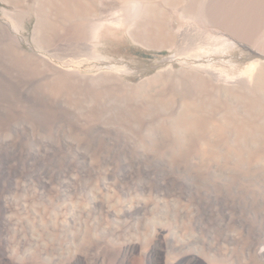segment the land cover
<instances>
[{"label": "rangeland", "instance_id": "374dc122", "mask_svg": "<svg viewBox=\"0 0 264 264\" xmlns=\"http://www.w3.org/2000/svg\"><path fill=\"white\" fill-rule=\"evenodd\" d=\"M17 10L10 25L5 11ZM0 50V164L27 184L0 189L9 219L0 264H264V165L243 161L249 177H238L241 140L226 119L264 116V71L251 89L236 82L252 60L264 64V0H0ZM94 51L135 71L60 64L92 63ZM262 127L247 146L264 145ZM89 192L97 206L61 226L63 201L89 205ZM240 210L261 234L247 249L241 235L225 240L241 232L230 219Z\"/></svg>", "mask_w": 264, "mask_h": 264}, {"label": "bare ground", "instance_id": "6f19581e", "mask_svg": "<svg viewBox=\"0 0 264 264\" xmlns=\"http://www.w3.org/2000/svg\"><path fill=\"white\" fill-rule=\"evenodd\" d=\"M37 1V0H36ZM47 1V0H46ZM229 1V0H228ZM41 3V2H40ZM66 3V2H65ZM65 3H64V5H65ZM44 4V3H43ZM230 4V3H229ZM239 4V3H238ZM242 4H244V3H242ZM68 5V4H67ZM142 5H143V3H142ZM132 6V4L131 3H129L128 5H127V7H126V11L128 10L129 11V9H130V7ZM42 7V6H41ZM68 7V6H67ZM78 7V6H77ZM249 7V6H248ZM19 8V7H18ZM144 8H145V5L143 6V8L140 10V12L139 13H137V12H135L134 14H128V19L129 20H131V19H134V18H136V16H139V14L144 10ZM17 9V8H16ZM42 9V8H41ZM40 9V10H41ZM53 9V8H52ZM58 9V8H57ZM56 9V10H57ZM79 9V8H78ZM86 9H87V7H86ZM36 10V9H35ZM39 10V11H40ZM43 10V9H42ZM84 10V9H83ZM21 11L22 10H17V11H15V12H10V11H5V16H6V20H8V23L10 24V25H13L12 23H16L17 22V17L20 15V14H22L21 13ZM127 11V12H128ZM45 12V11H44ZM81 12V11H80ZM35 13V12H34ZM40 13V12H39ZM64 13H66V12H64ZM137 13V14H136ZM25 14V13H24ZM36 14V13H35ZM143 14H145V13H143ZM66 15V14H65ZM53 16V15H52ZM64 16V15H63ZM36 17V16H35ZM49 17V16H48ZM55 17V16H54ZM58 18V17H57ZM60 18V17H59ZM58 18V19H59ZM49 19V18H48ZM51 19H53V18H51ZM219 22V21H218ZM72 23V22H71ZM156 23V22H155ZM233 23V22H232ZM227 24V23H226ZM4 25V24H3ZM230 25V24H229ZM8 26V25H7ZM73 26V25H72ZM76 26V25H75ZM70 27V26H69ZM4 28V27H3ZM6 28V27H5ZM16 28V27H15ZM75 28V27H74ZM137 28V27H136ZM162 28V27H161ZM152 29V28H151ZM164 29V28H163ZM3 30V29H2ZM13 30H14V28H13ZM75 30V29H74ZM130 30V34L133 36V37H135L134 36V34L132 33V29L130 28L129 29ZM137 30V29H136ZM134 31V30H133ZM140 31H141V29H140ZM147 31V30H146ZM231 31V30H230ZM11 32V31H10ZM54 33V32H53ZM74 33V32H73ZM152 33V32H151ZM157 33V32H156ZM161 33V32H160ZM164 35V34H163ZM11 36V35H10ZM141 36V35H140ZM148 36V35H147ZM12 37V36H11ZM10 37V38H11ZM15 37V36H14ZM144 37V39H146L147 37H145V35L143 36ZM149 37V36H148ZM153 37V36H152ZM155 37V36H154ZM158 37V36H157ZM252 38V37H251ZM12 39V38H11ZM4 40V39H3ZM10 40V39H9ZM147 41L148 40H150L149 38L148 39H146ZM145 41V40H144ZM151 41L152 40H150V42L149 43H151ZM155 41V40H154ZM146 42V41H145ZM144 42V43H145ZM148 42H146V43H148ZM164 43V42H163ZM256 43V42H255ZM39 44V43H38ZM147 45V44H146ZM150 45V44H149ZM201 46L203 45V43L202 44H200ZM199 46V45H198ZM13 47H15V46H13ZM181 47V46H180ZM260 48V47H259ZM199 49V48H198ZM2 50V49H1ZM0 50V51H1ZM23 50V49H22ZM201 50V49H200ZM197 51H199V50H197ZM46 53V52H45ZM198 53H200V52H198ZM202 53L204 54V51H202ZM47 54V53H46ZM52 54V53H51ZM50 54V55H51ZM253 54V53H252ZM255 54V53H254ZM261 54V52L258 54V53H256L255 55H259V57H260V59L261 58H263L262 56L263 55H260ZM4 55V54H3ZM93 55V54H92ZM91 55V56H92ZM49 56V55H48ZM65 55H63V57H64ZM196 56H197V58L199 59V56H200V54H196ZM35 57V56H34ZM200 57H202V56H200ZM251 57V56H250ZM254 57V56H253ZM258 57V58H259ZM188 58V57H187ZM204 58V57H203ZM4 59V58H3ZM14 59V58H13ZM59 59V58H58ZM63 59V58H62ZM176 59H178V60H180V58H176ZM196 59V58H195ZM206 59V58H205ZM15 60V59H14ZM190 62L188 63V62H186V63H188V64H186V65H189V66H193V64H194V62L196 61V60H194V59H188ZM209 60V59H208ZM3 61V60H2ZM50 61V60H49ZM65 61H67V59L65 60ZM69 61V60H68ZM59 62L64 68H65V70L67 69V70H69V69H71V70H76L77 72H79V70L80 69H85V68H88V64L86 63H82V66H78V65H76L77 64V62L78 61H70V62ZM45 62V61H44ZM163 62H166L165 60L163 61ZM23 63V62H22ZM92 63H93V61H92ZM198 63V62H197ZM183 64V63H182ZM51 65V64H50ZM44 66V65H43ZM54 66V65H53ZM71 66L72 67H74V68H71ZM83 66H85L84 68H83ZM196 66V65H195ZM208 66V65H207ZM205 67L204 69H205V71H206V73H207V75H208V77L210 78L209 80H211V79H215V77L218 75V72H216L213 68H210V67ZM42 67V66H41ZM50 67V66H49ZM59 67V66H58ZM7 68V67H6ZM47 68V67H46ZM79 70H78V69ZM53 69V68H52ZM115 69H118V70H120L119 68H115ZM16 70V69H15ZM14 70V71H15ZM50 70V69H49ZM56 70V69H55ZM32 71V70H31ZM37 71V70H36ZM59 71H61V70H59ZM87 71V70H86ZM117 71V70H116ZM264 71V64L261 62V60H259V59H254V60H252V62L248 65V67L245 69V71H244V73L242 74V77L239 79V78H237V80L238 81H236V82H238V85H241L242 87H241V89H243L244 87L243 86H246V87H249L248 89H251L252 87H253V82H254V78H255V76H258V75H260L262 72ZM47 72V71H46ZM54 72V71H53ZM119 72V71H118ZM60 73V72H59ZM76 73V72H75ZM1 74V73H0ZM64 74H66V73H64ZM79 74V73H78ZM104 74V73H103ZM61 75V74H60ZM39 76V75H38ZM73 76H75V75H73ZM79 76V75H78ZM85 78H86V76H84ZM47 78V77H46ZM57 78V77H56ZM96 78V77H95ZM14 79V78H13ZM54 80V79H53ZM208 80V79H207ZM208 80V81H209ZM12 81V80H11ZM28 81V80H27ZM81 81H84V79L83 80H81ZM88 81V80H87ZM39 82V81H38ZM37 82V83H38ZM47 82V81H46ZM52 82V81H51ZM57 82H61V84L64 82V81H57ZM212 82V81H211ZM98 83V82H97ZM101 83V82H100ZM76 84H78V83H76ZM106 84V83H105ZM237 84V83H236ZM60 85V84H59ZM66 85H67V83H66ZM85 85V84H84ZM201 85H202V83H201ZM56 86V85H55ZM54 86V87H55ZM58 86V85H57ZM56 86V87H57ZM61 86V85H60ZM64 86V85H63ZM97 86V85H96ZM100 86V85H99ZM199 86V85H198ZM211 86V85H210ZM233 86H235V83H234V85ZM47 87V86H46ZM50 87V86H49ZM59 87V86H58ZM58 87H57V89H58ZM71 87V86H70ZM80 87V86H79ZM126 87V86H125ZM149 87V86H148ZM203 87V86H202ZM214 87V86H213ZM238 87V86H237ZM41 88V87H40ZM78 88V87H77ZM76 88V89H77ZM88 88V87H87ZM173 88V87H172ZM204 88V87H203ZM56 89V88H55ZM60 89V88H59ZM65 89H67V88H65ZM104 89V88H103ZM103 89L101 90V91H103ZM183 89V88H182ZM196 89V88H195ZM209 89L210 88H208V91H209ZM213 89V88H212ZM232 89V88H231ZM230 89V90H231ZM235 89V88H234ZM246 89V88H245ZM262 89H263V91H264V88L262 87ZM106 90V89H105ZM170 90V89H169ZM185 90V89H184ZM191 90V89H190ZM203 90V89H202ZM247 90V89H246ZM98 91V90H97ZM238 91H239V89H238ZM237 91V92H238ZM250 91V90H249ZM52 92V91H51ZM58 92H60V91H58ZM72 92H73V90H72ZM76 92V91H75ZM96 92V91H95ZM132 92V91H131ZM135 92H136V89H135ZM166 92H167V90H166ZM200 92H202V91H200ZM241 92V91H240ZM243 92H245V91H243ZM34 93V92H33ZM42 93V92H41ZM57 93V92H56ZM83 93V92H82ZM102 93V92H101ZM178 93V92H177ZM183 93V92H182ZM186 93H187V91H186ZM58 94V93H57ZM57 94H55V95H57ZM110 94V93H109ZM130 94V93H129ZM167 94V93H166ZM211 94V93H210ZM210 94H209V96H210ZM247 94V93H246ZM260 94V93H259ZM78 95V94H77ZM88 95V94H87ZM96 94H93V96H95ZM103 95V94H102ZM107 95H108V93H107ZM178 95V94H177ZM180 95V94H179ZM183 95V94H182ZM196 95V94H195ZM192 96V97H189L188 98V100H189V102L192 104V105H194L195 104V99L197 98L196 96ZM245 95V94H244ZM257 95V94H256ZM62 96V95H61ZM159 96V95H158ZM164 96V95H163ZM217 96H219V94L217 95ZM96 97H98L97 95L95 96V98ZM103 97V96H102ZM106 97V96H105ZM165 97V96H164ZM168 97H169V95H168ZM172 97H174V95H172ZM199 97V96H198ZM245 97V96H244ZM263 97V96H262ZM51 98V97H50ZM68 98V97H67ZM101 98V97H100ZM185 98V97H184ZM247 98V97H246ZM258 98V96L256 97V99ZM25 99V98H24ZM161 99V98H160ZM244 99V98H243ZM59 100V99H58ZM70 100V99H69ZM96 100H98V99H96ZM164 100V99H163ZM176 100V99H175ZM247 100V99H246ZM246 100H245V102H246ZM258 100H260V97H259V99ZM98 101H100V100H98ZM105 101V100H104ZM161 101V100H160ZM29 102V101H28ZM46 102V101H45ZM166 102V101H165ZM187 102V101H186ZM201 102V101H200ZM238 102V101H237ZM244 102V103H245ZM261 102V101H260ZM78 103V102H77ZM184 103V102H183ZM255 103V102H254ZM253 103V104H254ZM257 103V102H256ZM102 104V103H101ZM134 104V103H133ZM148 104H149V102H148ZM159 104V103H158ZM188 104V103H187ZM202 104V102L200 103V105ZM216 104H218V103H216ZM137 105V104H136ZM135 105V106H136ZM190 105V104H189ZM205 105V104H204ZM219 105V104H218ZM221 105V104H220ZM222 105H223V103H222ZM227 105V104H226ZM232 105H233V103H232ZM245 105V104H244ZM259 105L261 106V105H263V104H260L259 103ZM134 106V107H135ZM143 106V105H142ZM188 106V105H187ZM231 106V105H230ZM79 107V106H78ZM200 107V106H199ZM223 107H225V105H223ZM238 107V106H237ZM249 108H250V106H248ZM259 107V106H258ZM261 107H263L264 108V105L263 106H261ZM86 108V107H85ZM92 108V107H91ZM251 108H253L254 109V107H253V105H252V107ZM263 108H261V109H263ZM71 109V108H70ZM75 109V108H74ZM95 109V108H94ZM207 109V108H206ZM221 109V108H220ZM230 109V108H229ZM233 109H234V107H233ZM232 109V110H233ZM245 109H246V107H245ZM257 109V108H256ZM16 110V109H15ZM48 110V109H47ZM191 110V109H190ZM222 110V109H221ZM220 110V111H221ZM228 110V109H227ZM226 110V111H227ZM232 110H230L233 114H234V111H232ZM235 110V109H234ZM252 110V109H251ZM137 111V110H136ZM147 111V110H146ZM193 111V110H192ZM225 111V110H224ZM225 111V112H226ZM237 111V110H236ZM19 112V111H18ZM131 112V111H130ZM149 112V111H148ZM195 112V111H194ZM224 112V113H225ZM239 112V111H238ZM248 112H251V111H247V112H244V113H242L241 114V116H239L238 117V113H237V116L236 115H234V116H227V118L226 119H228L229 118V120H230V122H231V125H233V127H235V131H236V133H237V136L240 138V140H241V143L240 144H238L237 146H238V148H237V146H236V148L234 149V150H236L235 151V156H236V159L235 160H237V164H235L236 165V167L235 168H237L236 170V172H237V175H238V177L240 178V179H244V174L246 173V172H244V171H246V170H244V167L245 166H243L242 165V162L243 161H246L247 160V162H248V164H252L255 168H256V170H257V168L259 167L260 169H261V165H264V145L262 146L261 144H257L258 146H254V147H251V145L249 146H247L246 144H245V142H248V140L246 141L245 139L247 138L246 136H247V134L248 133H250L249 135H250V137H251V132L253 133V130L254 129H258L259 128V126H261V125H263L264 126V116H262V118L260 119V117H259V115L258 116H255V117H258V118H253V117H251V115L248 113ZM257 112V111H256ZM264 112V111H263ZM222 113V112H221ZM226 113H228L229 114V112H226ZM231 113V114H232ZM262 113V112H261ZM151 114V113H150ZM195 114V113H194ZM209 114V113H208ZM212 114H213V112H212ZM223 114V113H222ZM222 114H220V115H222ZM227 114V115H228ZM206 115V114H205ZM257 115V114H256ZM12 116V115H11ZM167 116H168V114H167ZM178 116V115H177ZM226 116V115H225ZM147 117V116H146ZM199 117H200V115H199ZM212 117V116H211ZM222 117V116H221ZM130 118V117H129ZM141 118V117H140ZM223 118V117H222ZM136 119V118H135ZM225 119V118H224ZM223 120V119H222ZM67 121V120H66ZM70 121H72V120H70ZM142 121V120H141ZM206 121H208V120H206ZM225 121V120H224ZM190 122V121H189ZM75 123V122H74ZM88 123V122H87ZM138 123V122H137ZM196 123V122H195ZM222 123H223V121H222ZM221 123V124H222ZM225 123V122H224ZM228 123H229V121H228ZM78 124V123H77ZM82 124V123H81ZM90 124V123H89ZM193 124V123H192ZM163 125V124H162ZM202 125V124H201ZM213 125V124H212ZM217 126H218V128H223L224 130H225V132H226V129H227V126L226 125H219V124H216ZM230 125V126H231ZM90 126V125H89ZM181 126V125H180ZM179 128V127H178ZM229 128V127H228ZM263 128V127H262ZM22 129V128H21ZM83 129V128H82ZM194 129H196V128H194ZM261 129V128H260ZM262 130V129H261ZM261 130H259L260 131V133H262V135L264 134V132H262ZM263 130H264V128H263ZM161 131V130H160ZM259 131L258 132H255V133H259ZM91 133V132H90ZM57 134V133H56ZM254 134V133H253ZM236 135V134H235ZM261 135V134H260ZM253 136V135H252ZM257 136V135H256ZM35 137V136H34ZM263 137V136H262ZM219 138H221V137H219ZM253 138V137H252ZM251 138V139H252ZM255 138V137H254ZM238 139V138H237ZM248 139V138H247ZM256 139V138H255ZM255 139H254V141H255ZM260 139V138H259ZM264 139V138H263ZM134 140H136V139H134ZM234 140V139H233ZM151 141V140H150ZM209 141V140H208ZM238 141V140H237ZM252 141V140H251ZM250 141V142H251ZM258 141V140H257ZM1 142V141H0ZM43 142V141H42ZM206 142V141H205ZM259 142V141H258ZM46 143V142H45ZM264 143V142H263ZM209 144H213V143H210L209 142ZM248 144V143H247ZM206 145V144H205ZM256 145V144H255ZM259 145H261V147H259ZM209 146V145H208ZM214 146V145H213ZM206 147V146H205ZM212 147V146H211ZM38 148V147H37ZM36 148V149H37ZM172 148V147H171ZM214 148V147H213ZM45 150V149H44ZM37 151V150H36ZM232 151V150H231ZM154 154V153H153ZM207 154V153H206ZM218 154V153H217ZM8 157V156H7ZM26 157V156H25ZM144 157V156H143ZM13 158V157H12ZM16 158V157H15ZM153 158V157H152ZM170 158V157H169ZM205 158V157H204ZM37 159V158H36ZM45 160V159H44ZM120 160V159H119ZM166 164V163H165ZM244 164V163H243ZM247 164V165H248ZM22 165V164H21ZM6 165H2V164H0V172L1 173H3V174H6L4 177L0 174V189H4V188H8V187H12L13 185V189H14V187H20L21 189H24L25 187H27L26 185L27 184H24L25 183V181L23 180L22 182H24V183H22L21 181H15L12 177H9V178H6L7 176H10V174H11V171L9 170V169H6L7 168V166L5 167ZM241 166H243V168L241 167ZM249 166H251V165H249ZM44 167V166H43ZM48 167V166H47ZM172 167V166H171ZM10 168H12V167H10ZM156 168V167H155ZM234 168V169H235ZM241 168H242V171L244 172H242L241 171ZM132 169V168H131ZM154 169V168H153ZM14 170V169H13ZM170 170V169H169ZM15 171V170H14ZM13 171V172H14ZM255 171V170H254ZM262 171V170H261ZM256 172H258V171H256ZM46 173V172H45ZM263 173V172H262ZM258 174V173H257ZM19 175V174H18ZM43 175V174H42ZM246 175H247V177H249L248 176V174L246 173ZM258 176V175H257ZM25 177V176H24ZM22 178V177H21ZM31 179V178H30ZM35 179V178H34ZM36 179H38V178H36ZM246 179V178H245ZM39 180V179H38ZM134 181V180H133ZM245 180H243V182H244ZM32 182H33V180H32ZM46 182V181H45ZM28 183H29V181H28ZM43 184V183H42ZM50 185V184H49ZM70 185V184H69ZM90 185V184H89ZM43 186V185H42ZM33 187V186H32ZM36 187V186H35ZM96 187H97V185H96ZM19 188V189H20ZM43 188V187H42ZM108 187H106V189H107ZM9 189V188H8ZM86 189V188H85ZM99 189H101V188H99ZM15 190V189H14ZM101 191H102V189H101ZM11 192V191H10ZM21 192V191H20ZM26 192V191H25ZM80 192H82V190L80 191ZM103 192V191H102ZM114 192V191H113ZM1 193V192H0ZM16 193V192H15ZM64 193V192H63ZM83 193V192H82ZM99 193H100V191H99ZM108 194V193H107ZM88 195V194H87ZM93 195V194H92ZM91 194H90V192H89V195L88 196H90V204L89 205H84V206H79V203H81V202H79V200L78 201H72V200H70L69 202L66 200V201H63V205L61 204V206H63L64 207V205H65V207L67 206V209H68V211H69V214L64 218V219H60V221H61V226L63 225V224H68L70 221H72L71 219V217H73L74 215V213H75V211L76 210H90L89 208H92V207H94V205H96V200L98 201V199H96L95 200V197L94 196H92ZM15 196V195H14ZM56 196V195H55ZM104 196V195H103ZM162 196V195H161ZM17 197V196H16ZM23 197V196H22ZM27 197V196H26ZM46 197V196H45ZM86 197V196H85ZM260 197V196H259ZM70 198V197H69ZM72 198V197H71ZM12 199V198H11ZM20 199V198H19ZM48 199V198H47ZM66 199V198H65ZM107 199H108V197H107ZM44 200V199H43ZM76 200V199H75ZM121 200V199H120ZM58 201V200H57ZM72 201V202H71ZM119 201V200H118ZM133 201V200H132ZM168 201V200H167ZM5 202V201H4ZM27 202V201H26ZM41 202V201H40ZM66 202V203H65ZM117 202V201H116ZM207 202H209V201H207ZM21 203V202H20ZM47 203V202H46ZM167 203V202H166ZM51 204V203H50ZM57 204V203H56ZM88 204V203H87ZM99 204H100V201H99ZM135 204V203H134ZM20 205V204H19ZM107 205V204H106ZM251 205V204H250ZM5 206L6 205H4V203H3V197L0 195V260H5V258L8 256V253H7V251L5 250V248H4V245L6 244V239H5V237H4V229H6L5 227V222H7V217H5V216H2V211H4V209H5ZM47 206V205H46ZM57 206V205H56ZM55 206V207H56ZM97 206V205H96ZM192 206V205H191ZM220 206V205H219ZM9 207V206H8ZM64 207V208H65ZM133 207V206H132ZM249 207H252V205L251 206H249ZM248 207V208H249ZM7 208V207H6ZM27 208V207H26ZM34 208V207H33ZM59 208H61V207H59ZM64 208H63V210H64ZM223 208V207H222ZM58 209V208H57ZM66 209V208H65ZM110 209V208H109ZM130 209H131V206H130ZM245 209H246V206H245ZM45 210V209H44ZM44 210H43V212H44ZM92 210V209H91ZM127 210V209H126ZM125 210V211H126ZM129 210V209H128ZM127 210V211H128ZM26 211V210H25ZM54 211V210H53ZM58 211V210H57ZM61 211V210H60ZM67 211V210H66ZM108 211V210H107ZM22 212V211H21ZM31 212V211H30ZM64 212V211H63ZM62 212V213H63ZM87 212H90V211H87ZM113 212H114V210H113ZM124 212V211H123ZM78 213H80L79 211H78ZM82 213V212H81ZM128 213V212H127ZM40 214V213H39ZM54 214V213H53ZM58 215V212L57 213H55V215H54V218H53V216H52V218L55 220V216H57ZM60 215H63V214H61V212L59 213ZM111 214V213H110ZM114 214H116V212H114ZM118 215H120L121 214V211H120V213H117ZM128 214H131V213H128ZM10 215V214H9ZM76 215H78V214H76ZM89 215V214H88ZM87 215V216H88ZM107 215V214H106ZM127 215V214H126ZM26 216V215H25ZM35 216V215H34ZM50 216V215H49ZM124 216H125V213H124ZM40 217V216H39ZM75 217V216H74ZM73 217V218H74ZM80 217V216H79ZM113 217V216H112ZM114 218V217H113ZM117 218V217H116ZM122 218V217H121ZM22 219V218H21ZM33 219H36V218H33ZM39 219V218H38ZM231 223H233V224H235L236 225V227H238V230L240 229L241 230V232H238L236 235L234 234H231L230 236L229 235H225V240L226 241H231L232 243L233 242H235V240H236V237L238 236V239H239V241H240V237H239V235H241V237H242V241H241V247H242V249H247V247H248V245H250V243H251V241L252 240H254L256 237H258L257 235H261L260 234V232H259V234L258 233H255L253 230H252V227H251V224L249 223V221L245 218V216H243V210H240L238 213H236L235 215H232L231 216ZM9 220V219H8ZM43 220V219H42ZM54 220L52 221L53 223H54ZM115 220V219H114ZM147 220V219H146ZM21 221V220H20ZM49 221V220H48ZM74 221V220H73ZM72 221V222H73ZM119 222H121L120 220H119ZM119 222H115L116 224H118ZM9 223V222H8ZM20 223V222H19ZM74 223V222H73ZM91 223V222H90ZM15 224V223H14ZM30 224V223H29ZM120 224V223H119ZM137 224V223H136ZM7 225V224H6ZM47 225V223L44 225V226H46ZM49 225H51V223L49 224ZM53 225V224H52ZM56 225H58V224H56ZM60 225V224H59ZM112 225V224H111ZM234 225V226H235ZM70 226H71V224H70ZM67 227V226H66ZM8 228H10V227H8ZM28 228V227H27ZM55 229V228H54ZM67 228H65V230H66ZM70 229V228H69ZM116 229V228H115ZM13 230V229H12ZM39 230V229H38ZM85 231V230H84ZM114 231V230H113ZM139 231V230H138ZM96 232V231H95ZM18 233V232H17ZM229 233H230V231H229ZM33 234V233H32ZM97 234V233H96ZM228 234V233H227ZM23 236H24V234H23ZM101 236V235H100ZM7 237V236H6ZM262 237V236H261ZM260 238V237H259ZM263 239V238H262ZM19 240V239H18ZM115 241V240H114ZM238 242V241H237ZM258 244V243H257ZM253 245H255V243L253 244ZM256 246V245H255ZM8 247V246H7ZM9 248V247H8ZM14 249V248H13ZM9 250V249H8ZM105 249H104V247L101 245L99 248H98V253H100V252H102V251H104ZM251 250V249H250ZM120 251V250H119ZM13 252V251H12ZM17 252V251H16ZM15 252V253H16ZM244 252V251H243ZM234 253H236V252H234ZM242 253V252H241ZM251 253V252H250ZM10 254V253H9ZM225 254V253H224ZM230 254V253H229ZM233 254V253H232ZM93 255H95V254H93ZM101 255H103V254H101ZM97 257H98V255H96ZM118 257V256H117ZM99 258V257H98ZM222 258V257H221ZM224 258V257H223ZM229 258V257H228ZM93 259V258H92ZM97 259V258H96ZM225 259V258H224ZM227 259V258H226ZM231 259V258H230ZM62 260V259H61ZM232 260V259H231ZM234 260V259H233ZM126 261V260H125ZM44 262V261H43ZM75 262V261H74ZM46 264V263H45ZM232 264V263H231Z\"/></svg>", "mask_w": 264, "mask_h": 264}, {"label": "crops", "instance_id": "0c3cea01", "mask_svg": "<svg viewBox=\"0 0 264 264\" xmlns=\"http://www.w3.org/2000/svg\"><path fill=\"white\" fill-rule=\"evenodd\" d=\"M124 10V9H123ZM125 11V10H124ZM125 14H126V11H125ZM125 21H126V23H128V21L129 22H134V19H131V20H129L128 19V16H127V14H126V19H125ZM98 29V27H96V29L95 30H97ZM129 29H130V27H129ZM129 32H130V30H129ZM131 35V34H130ZM132 36V35H131ZM133 37V36H132ZM134 39H136L135 37H133ZM93 54V55H92ZM92 55V56H91ZM91 55L89 56V58L90 59H92L93 60V63H88L87 62V64H89V65H92V66H94V67H97V69H103V70H105V69H108V68H110L111 66H116L117 67V65L116 64H121V65H123V67L128 71V72H132V71H135V70H133L132 68H135V66H130L128 63H126V62H124V61H120V60H108L107 58V56H103V55H101V54H99V53H97V52H93V53H91ZM86 64V63H85Z\"/></svg>", "mask_w": 264, "mask_h": 264}]
</instances>
